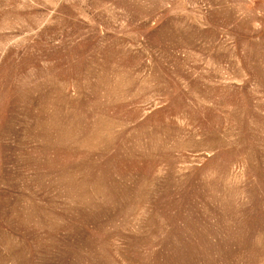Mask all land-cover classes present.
I'll return each instance as SVG.
<instances>
[{
  "label": "rangeland",
  "instance_id": "obj_1",
  "mask_svg": "<svg viewBox=\"0 0 264 264\" xmlns=\"http://www.w3.org/2000/svg\"><path fill=\"white\" fill-rule=\"evenodd\" d=\"M0 264H264V0H0Z\"/></svg>",
  "mask_w": 264,
  "mask_h": 264
}]
</instances>
